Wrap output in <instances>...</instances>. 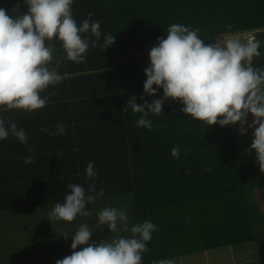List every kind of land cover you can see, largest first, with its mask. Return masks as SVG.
<instances>
[{
  "label": "trees",
  "instance_id": "16d2710c",
  "mask_svg": "<svg viewBox=\"0 0 264 264\" xmlns=\"http://www.w3.org/2000/svg\"><path fill=\"white\" fill-rule=\"evenodd\" d=\"M0 7L13 17L28 10L22 0H0ZM90 11L95 13L91 19H99L102 32L116 36L115 41L105 50L90 46L86 60L77 63L67 60L60 41L53 39V63L61 61L63 79L41 93L48 98L46 106L0 112L28 134L27 145L11 135L0 140V245L33 238L44 247L37 251L36 246L30 254L13 253L10 260L23 254L29 256L24 264H56L73 251L72 234L81 223L94 231L90 240L97 242L131 236L122 226L112 233L107 225H98L101 210L117 207L127 211L129 228L144 220L157 225L142 264H190L189 257L195 255L204 264H264V208L256 200L257 190L264 196V174L255 150L248 151L254 131L241 134L239 123L193 120L180 101L171 98L161 115H150L149 129L138 126L141 114L130 106L134 96L142 104L163 95L162 88L154 96L144 94V70L150 49L159 37L166 38L172 23L198 28L206 44L255 30L260 54L253 66L264 68V0H74L72 13L78 23ZM76 86L79 97L91 95L94 103L69 111L76 117L72 124L57 119L56 111L60 95L73 93ZM121 106L125 113H120ZM253 118L250 113L249 124ZM99 121L111 127L100 131ZM57 122L67 125L64 135L42 131H54ZM174 146H179V158L171 155ZM29 149H34L28 155L42 170L24 165L23 151ZM89 161L100 173L97 191L105 189L86 205L91 214L85 219L78 214L72 222L51 218L55 204L64 202L68 183L89 187ZM42 214L40 223L36 217ZM27 216L35 217L33 223L25 225ZM45 224L50 230H41ZM207 250H221V255Z\"/></svg>",
  "mask_w": 264,
  "mask_h": 264
},
{
  "label": "clouds",
  "instance_id": "9594fccd",
  "mask_svg": "<svg viewBox=\"0 0 264 264\" xmlns=\"http://www.w3.org/2000/svg\"><path fill=\"white\" fill-rule=\"evenodd\" d=\"M22 2L28 5V10L16 17L0 7V112H32L46 106L48 98L41 93L63 79L58 71L61 61L53 63L50 46L53 39L60 41L67 60L80 63L86 60L90 46L105 50L116 38L102 32L99 19H91L94 12L90 11L88 18L78 23L72 13L74 0ZM166 32V38L159 37L149 51L150 63L144 70L147 78L143 85L144 94L154 96L162 88L163 95L151 102L144 99L142 104L133 97L131 109L141 114L136 121L138 126L153 128L150 115H161L165 100L171 98L179 100L182 111L191 114L193 120L221 126L239 123L241 134L253 128L248 151L255 150L256 162L264 174V68L253 66V58L260 54L259 41L241 42L221 36L222 39L206 44L198 28L181 23H172ZM255 32L245 30L237 35ZM233 35L236 33L230 37ZM250 113L254 118L249 124ZM66 127L65 123L57 122L54 131L50 128L42 131L52 136L64 135ZM10 135L27 145V128L0 116V140ZM171 155L179 158V146L172 147ZM34 159L33 155H27L24 163L31 164ZM94 163L89 161L85 170L86 181H91L89 187L68 183L64 202L55 204L51 218L72 222L78 214L84 217L91 214L86 205L105 191L102 187L97 191L96 179L100 173ZM128 220L126 210L105 207L98 213V225H107L112 233L122 226L132 235L97 242L90 240L94 231L87 223H81L72 234L70 247L74 251L57 259L56 264H142L157 225L144 220L129 228ZM80 245L86 246L76 250Z\"/></svg>",
  "mask_w": 264,
  "mask_h": 264
},
{
  "label": "rangeland",
  "instance_id": "374dc122",
  "mask_svg": "<svg viewBox=\"0 0 264 264\" xmlns=\"http://www.w3.org/2000/svg\"><path fill=\"white\" fill-rule=\"evenodd\" d=\"M243 32H245V31H243ZM237 34L238 33H236V35H233L232 37H230V35H227L225 37L226 38H235V39L240 40L241 42H244L246 36L248 35L247 33H244L242 35H237ZM95 103H96V101H95ZM108 108L111 109V107H108ZM120 113L121 114L122 113H125V107L124 106L123 107L122 106L120 107ZM98 124H99V130L100 131H104V130H106V129H108V128L111 127V126L106 125V124H104V123H102L100 121L98 122ZM250 130L252 132L254 131L253 128H250ZM22 189L28 191L29 190V187L26 186V185H23L22 186ZM256 200L259 203L260 209H263L264 208V196L261 195L258 192V190L256 191ZM81 218L82 219H85L86 217L81 216ZM34 219H35L34 216H27V219L25 220V225L33 223V220ZM36 220L37 221H40V223H43L42 221L44 220V214H42L41 217H36ZM33 243H36V241H34L33 238H32V239L27 240V241L19 239L17 241H10L9 243H7L5 245H0V264H9V263L10 264H16V263L17 264L18 263L19 264H24V258L27 261V259L29 257L28 255L21 254L20 256H17L15 258L11 259V260H10V258H11V256H12L13 253H17V252H19L21 250H24V249L28 248ZM149 249H150V242L148 243V251H149ZM214 252H217L219 255H221V250H217V251L216 250H213V251H208L207 250V254L208 253L209 254L210 253H214ZM71 253H72V251L65 252L64 257L67 256V255H70ZM228 253L231 254V250ZM191 255H193V253ZM195 256H196V257H194L195 259H192L191 257H189L188 260H190V264H204L203 261H202V259L200 257H198L200 255H195ZM20 258H22V259L20 260Z\"/></svg>",
  "mask_w": 264,
  "mask_h": 264
},
{
  "label": "crops",
  "instance_id": "0c3cea01",
  "mask_svg": "<svg viewBox=\"0 0 264 264\" xmlns=\"http://www.w3.org/2000/svg\"><path fill=\"white\" fill-rule=\"evenodd\" d=\"M83 72H88V71H83ZM79 93H80L79 87L76 86L75 87V91L73 93H70V94H67V95H65V94L60 95L62 103L60 102L61 106L59 105L60 107H57V111H56V118L57 119H59V116H60L61 120H66V121L71 122L73 124L75 122V118L76 117H75L74 114H72V113L69 114L68 112L69 111L72 112L71 110H76V108H78V106L80 108V104H81L82 107L88 108V107H90V105L92 103H94V101L91 98V95L88 96V97H79L78 96ZM76 96H78V97H76ZM64 98H67V100H65ZM63 101H66L68 104L66 105ZM85 102H87V103H85ZM31 152L24 150L23 151V156L25 157ZM24 157H23V163H24ZM24 165L25 166H29V170L30 171H40V170H42L39 167L38 160H34L31 164H25L24 163ZM43 229L50 230V227L47 226V224H45L44 227L41 230H43ZM33 236H35V235H33ZM36 246L38 248L37 251H39V250L44 248L43 246H38L37 243H33L28 248L24 249V251H26L28 254H30V253H32V249L35 248Z\"/></svg>",
  "mask_w": 264,
  "mask_h": 264
},
{
  "label": "built area",
  "instance_id": "2783aa9c",
  "mask_svg": "<svg viewBox=\"0 0 264 264\" xmlns=\"http://www.w3.org/2000/svg\"><path fill=\"white\" fill-rule=\"evenodd\" d=\"M249 40H256V35L254 33H249L246 38H245V42L249 41Z\"/></svg>",
  "mask_w": 264,
  "mask_h": 264
}]
</instances>
